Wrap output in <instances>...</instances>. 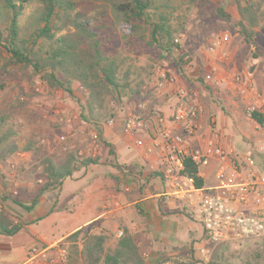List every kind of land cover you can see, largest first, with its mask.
Segmentation results:
<instances>
[{"label":"trees","instance_id":"obj_1","mask_svg":"<svg viewBox=\"0 0 264 264\" xmlns=\"http://www.w3.org/2000/svg\"><path fill=\"white\" fill-rule=\"evenodd\" d=\"M31 5H37L36 10L28 14ZM196 7L206 9L216 20L235 31L245 44L256 47L259 31L264 27V0H227L224 8L209 0H0V91L5 92L11 82L33 85L38 80L48 93L62 92L72 97L77 84L84 98V102L77 100L79 118L85 124L97 123L96 108L106 100L121 106L136 98L145 109L135 110L134 114L144 118L147 125L153 123L149 116L156 109L164 111L170 121L176 95H166L159 101L153 88L148 92L142 81L132 87L130 73L122 74L123 55L142 49L155 63L172 57L180 51L177 38L186 32L187 14ZM252 58L259 56L253 54ZM181 63H177L179 73L185 74ZM148 94L158 100L159 108L150 107V103L144 101ZM29 97L33 98V94ZM20 106L12 110V113L18 112L19 117L24 113ZM245 115L256 125H264L263 114ZM12 118L7 110L0 109V163L35 150L30 139L21 144L19 126ZM105 145L113 150L111 145ZM110 153L114 155L113 151ZM181 161V176L193 179L197 188L206 186L198 176V167L187 157ZM43 164L48 182L39 193L61 186L81 169L96 165L97 160L78 161L75 155L66 154L56 165L50 160H44ZM13 203L20 205L14 200ZM36 203L37 197L31 206L20 207L30 211ZM190 216L195 215L191 212ZM91 226L66 238L74 244L81 242V264H146L136 245V235L123 231L114 239L106 231L90 233ZM22 228L23 224L14 223L0 205V235L12 237ZM258 240L260 247L243 264H264V238ZM229 245H218L208 264H233ZM161 263L158 258L153 264ZM189 264L194 263L189 260Z\"/></svg>","mask_w":264,"mask_h":264},{"label":"rangeland","instance_id":"obj_2","mask_svg":"<svg viewBox=\"0 0 264 264\" xmlns=\"http://www.w3.org/2000/svg\"><path fill=\"white\" fill-rule=\"evenodd\" d=\"M209 1L223 8L227 4V0ZM36 6H29L27 13L36 10ZM185 29L186 32L177 38L180 51L172 57H166L164 61L155 63L143 53L142 49L124 53L122 74L128 71L130 73V85L133 87L135 83L142 81L147 86L148 92H150L151 89L149 88L152 87L159 71L175 76L186 89L197 95L202 108L216 119V130L222 136L225 135L226 141L233 138L235 145L237 144V138L233 134L235 131L249 137L253 136L255 133L253 125L249 124L244 117L246 101L238 93L237 84L246 82L247 85L261 94L259 88L260 86L263 87L264 81V27L259 31L256 47H253L245 44L235 31L216 20L206 9L196 7L191 8L187 14ZM224 36L227 37V42L223 45V49L227 52L226 59L231 57L234 72L231 85L222 84L224 73L227 70L220 66L219 70L212 67L209 58L216 56L210 54L211 44ZM253 54L259 56L263 68L259 65L256 73L249 79L243 67ZM184 58L188 59L189 71L182 69ZM179 61L182 62L180 68L185 74L179 73L177 64ZM238 78L239 80H236ZM74 89L75 92L72 97H68L62 92L51 94L38 80H35L33 85H28L26 82H11L5 92L0 91V109L4 108L9 115L10 113L13 115L14 124L19 126L21 144L29 139L35 144L34 153L17 154L0 163V205L8 214L9 211L23 210L14 204L13 200L17 203L25 202L26 206H31L33 199L45 192L39 193L48 182L46 166L43 164L44 160H50L52 165H56L63 161L64 155L72 154L78 161L88 158L97 160V167L94 169L102 173L106 172L108 167L117 166L113 155L110 153L113 150L110 151L109 147L105 145L112 146L110 136L116 130L115 124L109 127L108 122L113 120L114 123H118L119 130L122 132L124 118L130 113L134 114L141 102L136 98L133 102L125 101L121 106H114L109 100H106L101 107L96 108L94 116L97 123L85 124L79 118L78 108V101L84 102V98L77 84L74 85ZM30 94H33V98L29 97ZM168 94L162 92L159 95V101L164 100ZM143 97L144 95H140V98ZM144 101H148L150 107L159 108L158 103H156L158 100H153L150 94ZM18 102L22 105L20 106ZM19 106L24 109V113L20 117L17 115L18 112L12 113L13 108ZM210 109L212 110L210 111ZM61 138H64V141ZM62 142L67 144L62 145ZM116 170H118L117 167ZM205 171L209 172V170ZM212 175L213 173L207 179L208 185L212 183L210 179ZM79 186L80 183L66 181L60 195V201L56 199L55 202L48 205L42 201V203L40 202L41 209L46 210V205L49 209L56 205V207H67L69 211L70 204L74 202V199H67V195L76 192L75 190ZM56 187L47 190L49 199L53 197V193L50 192ZM2 197L6 199L3 200ZM73 210L70 208L69 212L63 211L52 215L50 221L56 220V226L51 230L45 228L40 230L47 242L65 236L75 226L94 215V212L90 211L80 213ZM96 228H98V224L91 226L90 233H96ZM259 242L261 241L258 239H251L228 243L230 244L229 252L233 255L232 263L243 264L249 256L258 250ZM200 243L201 236H198L186 248L170 251L158 258L162 262L169 258H175L183 262L191 260L197 264L195 262H198L199 259L195 255L194 248ZM35 245L36 248L33 247V249L38 251L40 244L36 243ZM60 246L66 250L65 261L62 264H81L79 263V247L82 248L80 241L74 244L64 240Z\"/></svg>","mask_w":264,"mask_h":264},{"label":"built area","instance_id":"obj_3","mask_svg":"<svg viewBox=\"0 0 264 264\" xmlns=\"http://www.w3.org/2000/svg\"><path fill=\"white\" fill-rule=\"evenodd\" d=\"M226 42V36L218 38L211 44L210 54L217 55L221 60L226 59L227 52L223 49ZM187 61L184 58L182 69L185 71L190 69ZM177 83L175 76L163 71L157 73L152 83L155 96L159 97L162 92L176 95L177 102L170 121L161 109L150 112L153 123L149 125L144 118L130 113L124 118L122 132L125 136L133 137L135 146L144 148L147 153H152L154 149L160 152L162 179L170 195L178 200L188 198L196 210L204 242L194 248L199 259L195 263L208 264L218 245L264 238V146H250L241 150L225 145L223 136L216 130L215 118L208 116L204 122V110L196 94L179 87ZM237 85L238 93L246 101V113L264 115L261 94L246 82ZM144 106L139 105L137 110L143 111ZM114 124L113 120L108 122L109 127ZM255 130L264 137V125H256ZM142 133L150 141L147 146L143 139H137V135ZM184 157L198 167V176L206 186L197 188L193 179L181 176V160ZM205 170H209L208 175ZM211 173L212 183L208 185L207 179ZM121 235L119 233V237ZM55 249L61 251V261L64 262L66 250L59 246ZM40 257L44 261L50 259L33 249L22 264H40ZM175 261L177 264H189L175 258L161 264Z\"/></svg>","mask_w":264,"mask_h":264},{"label":"crops","instance_id":"obj_4","mask_svg":"<svg viewBox=\"0 0 264 264\" xmlns=\"http://www.w3.org/2000/svg\"><path fill=\"white\" fill-rule=\"evenodd\" d=\"M209 58L210 64L215 69L219 70L220 66L227 70L224 73L222 84L231 85L234 73L231 57L226 60H221L217 55ZM259 65L263 68L260 59L256 70ZM182 84L181 81L177 83L179 87H184ZM262 85L263 87L260 86L259 89L264 101V81ZM208 116H211L210 113L204 110L202 117L204 122ZM244 117L249 124L253 125L254 135L249 137L235 131L233 134L237 138V144L235 145L232 137L231 140L226 141L225 135H223V143L241 150L250 146H264V137L255 130L256 124L246 115ZM119 127L118 123L115 122L116 130L110 136L113 158L117 166H120L118 170H116L117 166L115 165L108 167L104 173L96 171L94 169L97 167L96 165H91L90 168L85 167L72 178L64 180L61 186L52 190L50 192L53 193L52 199L48 197L49 192L45 191L37 198V203L30 211L20 207V205L26 206L25 202H20V205H17L25 211H9L12 221L23 224V228L12 237L0 235V264H22L26 262L29 252L36 246V243L40 244L37 253L47 255L50 258L44 261L40 257V264H62L64 262L61 261V251L55 248L57 246L62 247L60 246L61 243L74 232L96 224H98L96 231H106L114 239L119 238V233L122 234L123 231L136 235V245L140 255L145 258L146 264L154 263L158 257L164 256L165 253L186 248L193 239L201 236V226L196 210L190 205L189 199L178 200L172 197L161 177L163 165L158 149H154L152 153H147L144 148L136 147L135 139L123 135ZM137 136V139H143L146 146L150 143L143 133ZM208 173L206 174L208 175ZM66 181L80 183L78 189L75 190L76 192L66 194L67 199H74L70 208L74 209V212H94V215L75 226L65 236L47 242L40 230L42 228L47 230L54 228L57 222L56 220L50 221L52 215L68 211L67 207L62 208L55 205L49 209L47 205L52 204L56 199L60 201V195ZM42 201L47 204H45L46 210L41 209L40 202L42 203ZM191 212L194 213V217L190 216ZM26 214L27 216H25ZM79 248L81 250V246Z\"/></svg>","mask_w":264,"mask_h":264},{"label":"water","instance_id":"obj_5","mask_svg":"<svg viewBox=\"0 0 264 264\" xmlns=\"http://www.w3.org/2000/svg\"><path fill=\"white\" fill-rule=\"evenodd\" d=\"M258 64L259 58H251L250 60L245 62L243 69L249 79L253 77Z\"/></svg>","mask_w":264,"mask_h":264}]
</instances>
